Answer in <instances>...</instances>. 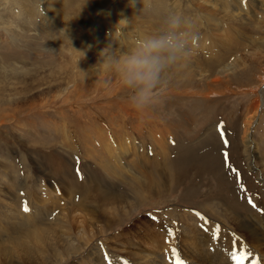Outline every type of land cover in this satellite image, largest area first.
Returning <instances> with one entry per match:
<instances>
[{
	"label": "rangeland",
	"instance_id": "rangeland-1",
	"mask_svg": "<svg viewBox=\"0 0 264 264\" xmlns=\"http://www.w3.org/2000/svg\"><path fill=\"white\" fill-rule=\"evenodd\" d=\"M23 1L0 0V189L9 188L21 211L25 203L49 207L51 201L44 197L50 189L58 210L73 209L74 217L86 211L97 216L106 203L121 204L152 178L156 189L169 184L175 188L145 195L143 204L119 224L106 226L103 220L109 215L104 214L91 226L103 233L90 244L140 224L152 227L150 236L165 231L164 241L171 242L175 228L169 235L150 221L160 222L162 212L167 217L175 208L208 215L200 206H212L214 199L233 196L253 214L264 213V95L260 99L258 93L264 82V0H252L254 7L245 5L247 0H233L244 11L240 22L220 28L216 36L203 24L215 23L211 20L216 15L202 16L188 0H161L153 6L157 0H28L25 12ZM50 3H55L51 17ZM174 4L194 25L188 63L203 71L204 79L191 82L181 67L172 69L159 101L140 112L131 106L116 66L108 67L106 58H123L141 33L145 38L155 34ZM197 39H208L203 51ZM246 55H251L248 63L235 73H218L221 63ZM188 63L183 66L188 68ZM87 69L92 73L86 74ZM215 123H221L220 132ZM248 128L250 150L245 142ZM156 129L170 133L162 153L152 143ZM129 136L137 152L133 155L134 146L126 142L131 152L117 156L128 168L114 173L116 161L108 158L101 142L109 141L113 148L115 139ZM253 168L263 172L262 181ZM129 172L142 183L134 185ZM168 172L174 177L171 183L165 178ZM106 253L102 260H125L124 255Z\"/></svg>",
	"mask_w": 264,
	"mask_h": 264
},
{
	"label": "bare ground",
	"instance_id": "bare-ground-1",
	"mask_svg": "<svg viewBox=\"0 0 264 264\" xmlns=\"http://www.w3.org/2000/svg\"><path fill=\"white\" fill-rule=\"evenodd\" d=\"M160 1L161 0H157L158 3L152 4V6L159 4ZM189 1L192 4L191 6L194 8V10H201L200 14H202V16L203 14L207 16H211L212 14L216 15L217 18L211 20L215 23L207 22V20L206 22H203V24L206 23L204 25L205 27L212 28H208V31H211L212 36H216L219 29L224 26H234L233 23L239 21L238 19L241 15L240 13L244 12L241 8L238 6L236 7V5L232 3L233 0H188V2ZM218 1L221 2L220 5L219 3H216ZM247 1L245 5H248V7L255 6V3L252 0ZM23 2L24 5L21 8L24 10V12L25 10L28 11V0H24ZM158 7L159 5L156 6L157 11ZM48 8L50 11L49 16L51 17L55 10V3H50ZM16 10L17 12L21 13L20 8H17ZM245 10H248V8L246 7ZM170 11V14H179L180 8L178 9L177 5L174 4L171 5ZM184 18H186V16H184ZM192 33L195 35L194 32ZM208 37V39L211 38L210 36ZM144 38V34L141 33L139 40ZM208 39H204L202 41L197 39L198 42L196 41V43H199L202 51L203 46H205L204 44ZM11 40L13 39L11 38ZM208 45L209 46L207 47L210 48L211 43ZM216 45V47H220L219 44ZM132 49L133 47L130 48V51ZM99 50L100 47L97 49V51ZM99 53H101V55L106 58L107 53L100 51ZM206 53L205 54L208 55L207 51ZM250 56L251 55H246L236 59L233 58V60L228 63H221V67L219 65L220 69L218 73H221L222 75H231L232 73H235L236 70L248 63ZM189 64L190 63H188V68H185L183 65L181 66V74H184L185 78L191 82H199L200 80H203V71L198 70V68L195 69ZM101 71L105 72L104 68ZM85 72L86 74H89L92 73V70L87 69ZM169 93L170 91H168L165 95H168ZM258 93L260 99H262L264 95V82ZM200 98L203 101V95L200 96ZM125 114H127V112ZM123 119L121 121H123ZM169 134V130L163 131L159 129H156L151 133V139L153 140L152 143L161 153L165 151V140ZM99 135L103 136L102 133H99L98 136ZM128 141L129 144L134 146V149L131 150L132 153H134L133 155H135L137 149L135 147V141L131 136L125 137L120 141L115 139L113 148L109 147V141L101 142L106 147L105 150L108 158L110 160L116 161V167L113 170L114 173H120L119 171L115 170H123L124 168H128L127 166L125 167V164H123L122 160H120L122 155H127L129 152H131L129 151V144L126 143ZM245 142L248 144V148H246L250 150L251 145L253 144L252 139L250 138L249 128L245 133ZM88 151L92 154L97 153L94 152V150ZM100 152L98 151V153ZM92 154L86 156L90 157ZM118 154L121 156L118 157ZM100 163H104L103 160H101ZM251 171L258 172L262 181L263 172H259L257 168H253ZM172 172H168L167 174L169 175L165 177L168 178L169 183L174 181ZM109 173L113 175V173ZM129 173L131 174V177L128 179L131 180L136 178L132 172ZM153 181L154 180L152 178L150 180L147 179L145 182L146 185H142V187L134 191L133 196H130L121 204L114 203L115 206L114 204L108 206L106 203L105 206L102 205V207H104L101 210V214L97 216H93L91 215V212L86 211V215L84 214L74 217L72 215L74 212L73 209L71 211H67L66 209L67 212L64 210H58L56 207L52 206L55 205L53 203L54 199L50 200V198L54 195V191H51L50 189H47L46 196L44 197V199H47L49 202L51 201V205L49 207L46 206V203L36 204V206L27 205L29 211H21V202L19 199H14V195L8 190L9 188L6 187L5 189H0V202L4 203L0 205V264H65L69 258H72L71 264H125L127 260H129L130 264H175L176 255L185 261V264H234V262L229 257V251L232 250L233 243H235V251L238 253H240L241 249L243 248L245 251H250L252 254L247 260L243 262V264H252L253 260H258L259 264H264V213H260L258 211V215L253 214L252 211L247 209L248 207H246L244 203H239L233 196L231 199L226 198L225 201H218L214 199L212 206L208 203H203V206H200V208L203 209V212L209 216L200 214V212H196L194 210L179 211L177 208H175L165 215L167 217H164L162 212L160 216L161 219L159 220L160 222L155 223L154 221H150V223L155 227L159 226V229L173 232L171 229V227H173L175 230H179V232L174 230V235H171L170 237L171 242L164 241L165 231L160 233L154 231V233H151L152 236H150L148 235L150 231H147L152 227L147 228L146 224L145 227H142V224H140L139 226L133 228L124 229L122 230L123 232L119 234H113L106 240L97 239V242L90 244L95 237L97 238L98 235L103 233L102 231L104 229L101 228L100 230H96L91 226L96 224L98 218L100 221V218L103 217L104 214L107 213L109 215L104 220L102 218L103 221L108 222L106 226H110L111 224H119L122 217H129L131 212L136 210L138 206H141L145 197L153 193V191L160 195L161 191H167V189L172 190L175 188L169 184V187H167L165 190H163L164 186L160 187V185H158V189H156L154 183H152ZM134 183L133 184L137 186L142 182L134 180ZM10 186L12 187L14 185ZM37 188L39 189L42 187ZM7 191H9V193ZM217 195L222 194L218 192ZM118 210L121 213H118ZM242 210L246 213L241 212ZM197 213H199V215H197ZM201 217H203V219ZM162 224L172 226L165 227ZM217 226L220 228V236L218 239H212L213 233L215 232ZM162 247H165L168 250L163 251ZM105 249L108 252L115 253L116 255H124V259L126 261L118 260L112 263V261L110 262L108 259L102 260L101 257H107ZM173 249H175L176 255L173 254Z\"/></svg>",
	"mask_w": 264,
	"mask_h": 264
},
{
	"label": "clouds",
	"instance_id": "clouds-1",
	"mask_svg": "<svg viewBox=\"0 0 264 264\" xmlns=\"http://www.w3.org/2000/svg\"><path fill=\"white\" fill-rule=\"evenodd\" d=\"M190 20L170 14L153 35L137 42L123 58L108 56L116 66L121 85L128 91L131 106L143 111L154 106L168 83L172 69L181 67L192 55L195 35Z\"/></svg>",
	"mask_w": 264,
	"mask_h": 264
},
{
	"label": "snow or ice",
	"instance_id": "snow-or-ice-1",
	"mask_svg": "<svg viewBox=\"0 0 264 264\" xmlns=\"http://www.w3.org/2000/svg\"><path fill=\"white\" fill-rule=\"evenodd\" d=\"M221 135L223 136V132H221ZM225 143L227 144V141H225ZM225 160L227 161V154H225ZM233 171H235V170L233 169ZM248 202L250 204L252 203L251 200H249ZM253 207H255V205H253ZM24 211L25 212L29 211L26 203H25V206H24ZM197 215H199V213H197ZM201 218L203 219V217H201ZM171 234L172 233L170 232L169 235H171ZM219 236H220V228H219V226H217L216 229H215V232L213 233L212 239H218ZM235 247H236V245H235V243H233L232 250L229 251V257L234 262V264H243V262L245 260H247L248 257H250L252 254H251L250 251H245L243 248L241 249V252L238 253L237 251H235ZM173 254L176 255L175 249H173ZM125 264H127V262H125ZM175 264H185V261L180 259L178 255H176ZM252 264H259V261L258 260H253Z\"/></svg>",
	"mask_w": 264,
	"mask_h": 264
}]
</instances>
